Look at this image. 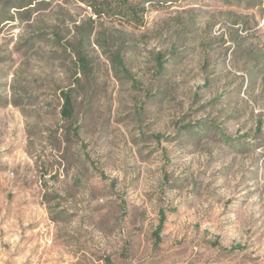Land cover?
Instances as JSON below:
<instances>
[{
  "label": "rangeland",
  "instance_id": "1",
  "mask_svg": "<svg viewBox=\"0 0 264 264\" xmlns=\"http://www.w3.org/2000/svg\"><path fill=\"white\" fill-rule=\"evenodd\" d=\"M10 3L0 264H264V0Z\"/></svg>",
  "mask_w": 264,
  "mask_h": 264
},
{
  "label": "trees",
  "instance_id": "2",
  "mask_svg": "<svg viewBox=\"0 0 264 264\" xmlns=\"http://www.w3.org/2000/svg\"><path fill=\"white\" fill-rule=\"evenodd\" d=\"M2 1H10L12 3L11 6L12 7H16V8H25V10H29L30 8H33V7H30V5L33 3V1L35 0H0V2ZM131 9H133L131 7ZM103 7H95L94 11L95 13L98 15V16H101L103 14ZM132 13H134L132 11ZM4 19H12L13 17H9L7 15H4L3 17ZM142 20V19H140ZM87 41H90V33H86L83 35L82 37V40H81V45H85ZM75 53L77 54V59L79 61V63H81L82 65H85L87 64L88 62V58H87V55L84 53L85 50L83 48H79V49H74ZM112 62H113V65L115 67H119L121 66L122 68L124 67V62H123V59L118 56V55H115L114 58L112 59ZM72 89L71 90H68V91H62V98H63V107H62V110H61V113L63 115V117L65 119H71L74 115V112H75V106H74V99H73V95H72ZM162 223L160 224L159 226V230L163 227L164 225V215L162 214ZM159 231H157V234H158Z\"/></svg>",
  "mask_w": 264,
  "mask_h": 264
}]
</instances>
